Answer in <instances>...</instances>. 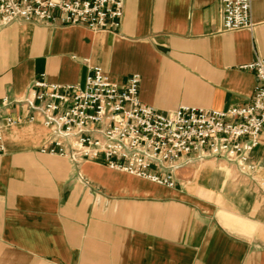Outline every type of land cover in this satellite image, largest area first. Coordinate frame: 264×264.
<instances>
[{"label": "crops", "instance_id": "0c3cea01", "mask_svg": "<svg viewBox=\"0 0 264 264\" xmlns=\"http://www.w3.org/2000/svg\"><path fill=\"white\" fill-rule=\"evenodd\" d=\"M250 29L224 31L220 0H124L115 30L16 21L0 27V264H264V129L241 170L184 157L166 187L42 153L48 131L20 107L32 83L82 87L92 68L140 77L160 113L249 103L243 67L264 58V0ZM2 99L9 104L2 106Z\"/></svg>", "mask_w": 264, "mask_h": 264}, {"label": "built area", "instance_id": "2783aa9c", "mask_svg": "<svg viewBox=\"0 0 264 264\" xmlns=\"http://www.w3.org/2000/svg\"><path fill=\"white\" fill-rule=\"evenodd\" d=\"M123 1L0 0V27L37 21L46 26L115 30L121 22ZM220 4L224 31L251 28V0H220ZM243 68L256 78L251 100L226 110L180 106L160 113L140 101L138 75L117 84L94 67L82 87L34 81L26 98L18 102L28 107V115L7 116L4 123H30L39 115L48 131L42 153L74 162L100 161L166 187L175 183L172 169L190 155L225 160L246 170L252 168L247 161L264 129V58ZM1 104L9 102L2 99ZM1 125L0 121V129Z\"/></svg>", "mask_w": 264, "mask_h": 264}]
</instances>
